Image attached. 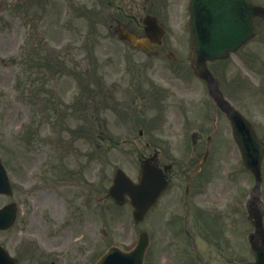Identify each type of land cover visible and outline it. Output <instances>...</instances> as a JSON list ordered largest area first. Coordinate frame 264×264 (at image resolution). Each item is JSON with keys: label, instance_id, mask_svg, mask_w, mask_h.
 Listing matches in <instances>:
<instances>
[{"label": "rangeland", "instance_id": "obj_1", "mask_svg": "<svg viewBox=\"0 0 264 264\" xmlns=\"http://www.w3.org/2000/svg\"><path fill=\"white\" fill-rule=\"evenodd\" d=\"M260 1L263 2L255 0V2ZM167 2L168 0H123L118 2V9L105 5V15L95 18L93 22L87 19H76L70 27V0H40L39 2L0 0L1 158L14 185V194L9 198V202H15L22 207L21 218L13 232L8 235L11 243L19 246L23 241L31 239L37 241L38 246L41 245L43 250H45L44 245L63 250V259L56 258L55 264H84L86 260L91 261L89 264H93L110 244L116 242L122 247H130L136 240L140 230L134 224L129 204L117 205L111 198H107L112 178L117 168L137 178L141 170L140 153L148 155L152 149L145 148L147 140L159 138L166 140L176 137L179 138V142L173 147L181 151L179 147L181 136L179 137L177 132L179 119L183 116L185 118L199 116L206 109L213 111L204 84L192 78L190 84L185 85L191 92L186 93L189 96L188 100H192L186 110H177L172 105L169 109H164L162 123L156 127L146 128L142 140L137 139L140 131L135 124L124 125L121 120L123 115L112 113L105 108L102 104V98L105 96L103 94L101 98L99 92L95 95L88 91L79 99L78 108L73 114L70 115V111L62 114L63 117L60 120L63 122L62 134H60L62 128L55 126L58 121L52 117L53 109H50L53 107L51 104L55 105V108L58 104L70 105L77 92L86 87V84L82 82L81 89L78 82L70 79V67L74 72H80V77H86L93 69V66L85 60L81 62L82 65H74L70 62V38L75 40L83 36L81 35L83 32H91L97 53H107L106 55L114 58V62L103 67L101 71L107 73L105 75L107 82L115 81L122 74V68L119 70L118 66L119 46L113 41L106 43L107 45L102 44L100 36L103 27L98 22H104V17L111 22L114 19L113 16L122 18L124 14L130 15L132 10L133 15L138 17L149 13L157 15L161 21L165 22L169 32L175 36L186 32L189 0ZM83 3H86L84 6L87 8L97 9V0H84ZM98 8L101 9V6ZM92 26H95L97 30L92 29ZM77 32L80 34L76 35ZM32 40L37 43L34 47L40 54V58L48 59L47 62L51 58V61L56 64L55 68L51 66L50 69L42 67L37 70L33 68L34 61L28 62L29 59L23 64L22 54ZM253 47L254 50L257 49L256 53L261 57L250 54ZM67 50L69 51L66 57L56 59L61 62L58 65L54 60L55 55H63ZM81 53L85 51L82 50ZM81 53L73 52V57H83ZM243 56L249 58L253 68L261 67L264 64V38L260 37L250 49L241 50L230 61L213 64L212 69L222 77L225 90H228V81L237 77L241 78L240 86L234 88L232 92L228 90V93L242 111L252 119L260 136L264 137V93H256L257 91L242 80L239 71H242ZM143 57L141 54L133 55L136 59ZM156 66L168 73L164 62V64H154L147 75L154 73L153 68ZM140 76V71H137V77ZM89 79L92 81L89 83V89H99V82ZM117 82L122 83L124 91H129L134 79L128 71L125 80L121 78ZM143 87L146 86L140 85V92ZM47 92L51 93V98ZM114 96H119L117 99L130 109L129 103L121 95L120 90H115ZM197 100L200 101L199 104ZM207 100L210 102L208 105ZM135 101L137 105L143 106L146 115L139 114L134 120L138 118L145 120L155 116L156 111L148 108V103L141 99V95ZM171 103L172 100L168 99L164 104ZM205 104L206 109H202ZM194 109L195 112H193ZM156 110L161 111V103L156 106ZM220 122L218 135L211 148L207 171L197 179L200 184L198 186L200 191L196 194L199 199L197 204L227 206L225 209H229L230 205L244 208L246 198L254 185V177L242 165L240 152L232 139L230 125L224 119ZM79 124L85 125V128L83 126L82 128L86 129L88 135L81 129L86 135L85 139L71 137L70 130L76 128L75 131H77ZM27 126L30 130L27 138L22 140L21 134ZM179 129L180 132H184V126ZM191 129L195 130L196 127H187V130ZM191 132L187 131L189 135H192ZM121 135L125 136L129 142L122 144L119 148L111 147L108 141L112 138L115 141L120 140ZM206 136L207 132L205 136L200 135L201 142L197 150L205 149ZM189 139H191L190 136ZM211 168L213 170L210 173ZM62 169L65 172H62ZM78 173L80 174L77 175ZM70 174H75V177L71 179ZM56 180L61 182L54 183ZM179 186L180 184L177 183L176 187ZM176 187H173L166 195L162 205L154 211L149 220L150 224L147 227L153 228L154 237L146 264H176L175 256L172 257L173 251L165 249L163 242L166 234L163 225L164 211L183 189ZM6 201L1 198L0 205L5 204ZM75 206H84V208ZM242 208L235 209L227 218L224 216L219 219L212 218L208 223L202 221L194 226V229H190L192 234L199 237V240L201 235L200 246L201 241L203 245L201 254L206 257L207 264H221L222 258L230 259L235 256L238 244L242 243L241 239L244 243L243 232L251 226ZM184 216L185 214L183 218ZM58 225L60 231L57 240L52 244L45 238L51 239L54 236L53 227L58 228ZM212 227L219 229V233ZM213 231L218 235L212 234ZM223 231L233 236V239L235 238L233 243L224 240ZM181 234L185 237L184 233L181 232ZM1 238H4L2 233H0V240ZM184 244L189 247L186 248V256L184 258L181 256L182 260L188 261L187 258H189L192 261L191 252L194 257L195 254L190 243L181 239L178 248L180 250ZM38 246H35L33 253L29 251L24 253V264H39V259L43 260L41 248ZM241 246L240 249L245 250V244ZM36 252L41 254L38 258H35ZM53 258L48 256V264H51Z\"/></svg>", "mask_w": 264, "mask_h": 264}, {"label": "water", "instance_id": "obj_2", "mask_svg": "<svg viewBox=\"0 0 264 264\" xmlns=\"http://www.w3.org/2000/svg\"><path fill=\"white\" fill-rule=\"evenodd\" d=\"M192 9L194 11L193 25L195 29H199L201 23L203 26H211L207 34L202 36L196 30V44L198 46L195 49V54L202 61L223 58L230 51H235L253 36L252 19L258 15L264 16V8H254L249 0H193ZM198 74L208 81L211 80L207 70L201 71L199 69ZM230 115L234 126V136L242 150L245 164L248 169L253 171L257 181H260V161L263 147H261L248 122L235 111ZM164 183L161 173L152 172L146 168L139 184H133L129 181L126 184L125 177L119 176L114 194L120 198L126 194L129 195L132 199V205L136 208V219L141 220L148 200L162 190ZM0 192H9L7 178L1 165ZM12 214V210H9L4 213V218L0 217V228L9 226L7 223L12 219ZM146 245L147 241L141 238L138 250L132 254L119 253L116 255L117 259L123 264H141ZM262 256L264 257L263 253ZM261 264H264V260Z\"/></svg>", "mask_w": 264, "mask_h": 264}, {"label": "flooded vegetation", "instance_id": "obj_3", "mask_svg": "<svg viewBox=\"0 0 264 264\" xmlns=\"http://www.w3.org/2000/svg\"><path fill=\"white\" fill-rule=\"evenodd\" d=\"M118 23H119V22H118ZM111 29H113V30L116 31V28H113V27H112ZM131 32H132V31H131ZM188 207L191 208V206H188ZM188 207L186 206L187 209H188ZM8 234H9V232L6 233V235H7V237H6V241L9 243ZM45 239H46V240H50V242H51L52 244L55 243V241L52 240V238H51V239L45 238ZM38 247L41 248L40 246H38ZM44 248H45L46 250L50 249L49 246H45V245H44ZM42 251H43V249L41 248V253H42ZM40 255H41V254H40ZM40 255H39V254H36V255H35V258L39 257ZM15 256H16V255H15ZM16 258L19 260V263H22V262H23V259H22L21 255L16 256ZM39 264H44V260H42V258L39 259ZM226 264H230V263H229V262H228V263L226 262Z\"/></svg>", "mask_w": 264, "mask_h": 264}]
</instances>
